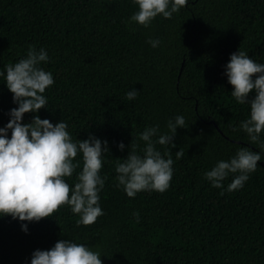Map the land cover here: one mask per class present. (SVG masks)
Masks as SVG:
<instances>
[{
    "label": "trees",
    "instance_id": "16d2710c",
    "mask_svg": "<svg viewBox=\"0 0 264 264\" xmlns=\"http://www.w3.org/2000/svg\"><path fill=\"white\" fill-rule=\"evenodd\" d=\"M136 11L132 0H0V128L17 107L5 66L32 45L47 52L40 67L54 84L43 93L46 108L25 113L22 123L34 116L66 122L73 141L91 135L109 149L100 171L107 177L99 193L104 215L79 227L67 205L39 222L0 216V264H30L33 251L64 239L99 252L103 264H264V132L251 143L240 129L250 106L236 102L224 75L238 50L264 63V0H188L171 19L158 15L148 27L129 21ZM132 89L139 93L127 100ZM176 116L185 119L176 146L154 144L165 159L172 152L170 187L128 197L116 187V164L132 144L142 156L145 128L158 127L155 141ZM240 147L261 154L255 172L238 190L227 186L239 173L212 187L204 173ZM179 150L185 155L177 159ZM75 161L81 167L65 178L71 187L81 155Z\"/></svg>",
    "mask_w": 264,
    "mask_h": 264
},
{
    "label": "clouds",
    "instance_id": "9594fccd",
    "mask_svg": "<svg viewBox=\"0 0 264 264\" xmlns=\"http://www.w3.org/2000/svg\"><path fill=\"white\" fill-rule=\"evenodd\" d=\"M138 5V11L130 17L143 27H148L158 15L171 19L173 13L179 12L188 5V0H132ZM153 48L159 46V39L147 41ZM49 60L47 52L36 50L30 45L25 58L6 68V87L12 93L17 107L9 112L8 123L0 128V216H11L13 219L27 222H39L51 217L62 206H69L72 213L79 218L76 226H89L104 215L100 207L99 193L104 188L107 177H101L103 157L108 153L107 141H101L91 135L85 140L73 141L66 122L51 123L48 119L34 116L30 123H22L23 115L46 108L47 99L43 95L48 87L54 84L50 72L40 67L41 62ZM0 72V76H4ZM224 75L232 86V97L239 104L250 106V116L240 124V129L247 133L251 143L260 141L264 132V63H257L249 58L246 52L236 51L230 54L225 65ZM254 92V98L249 94ZM138 91L132 89L126 93L127 100L137 97ZM183 116H176L174 122L169 120V132L158 135V127H147L139 139L146 142L143 155L136 152L137 145H131L127 157L118 162L115 171L116 187H122L130 198L141 191L165 192L170 187L173 175L171 147L176 129L185 128ZM11 130V136L8 132ZM233 128V131H236ZM154 144L170 145L165 156L157 151ZM121 142L118 148L123 150ZM264 149V143L260 145ZM81 155L82 170L77 174L74 187L66 182L81 161L75 158ZM180 159L184 150L175 153ZM261 154L248 147H240L235 156L228 161H219L204 173V178L214 188H222L230 173L235 175L227 186V191L243 187L251 173L255 172ZM223 194V193H221ZM139 222V213H133ZM21 230L27 233V225ZM30 264H103L99 252L88 246L68 239L58 240L48 250L37 249L31 254Z\"/></svg>",
    "mask_w": 264,
    "mask_h": 264
}]
</instances>
